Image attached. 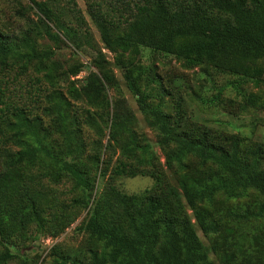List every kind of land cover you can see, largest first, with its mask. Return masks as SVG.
Listing matches in <instances>:
<instances>
[{
	"label": "rangeland",
	"instance_id": "1",
	"mask_svg": "<svg viewBox=\"0 0 264 264\" xmlns=\"http://www.w3.org/2000/svg\"><path fill=\"white\" fill-rule=\"evenodd\" d=\"M132 1L74 0L82 20L79 26L74 21L70 25L80 28L87 37L79 52L61 35L60 42L30 32L29 28L38 21L30 0H0V32L19 37L27 32L29 38L25 47L20 46L21 51L26 53L33 48L38 54L49 53L48 58L41 60L42 65L34 58L24 70L19 67L23 60L0 68V131L3 122L12 118V109H21L28 117H40L45 126L51 124L44 109L48 105L46 98L53 91L63 94L78 122L70 146L63 133L53 131L46 141L49 152L16 166L20 179H14L3 190L1 214L10 236L7 243L0 240V253L7 248L13 256L4 264H70L72 261L87 264L91 252H100L102 243L80 227L89 207L97 202L104 209L110 187L122 195H141L155 190L159 183L174 184L180 174L195 171L202 175L198 171H205L195 157L185 160L183 171L176 165L172 168L166 165V149L158 146L157 132L146 125L136 96L125 83V69L119 68L116 55L104 48L86 12L89 5L96 3L121 8ZM60 4L66 6L67 2L63 0ZM98 60L105 62L119 88V92L108 89L107 110L89 106L70 95L72 89L78 90L84 84L89 73L97 71L93 61ZM129 60L134 62L133 74L137 69L142 73L138 82L141 91L150 97L148 103L159 105L164 114L179 123L180 130L192 135L205 131L210 141L216 143L233 137L245 155L254 148L264 150V84L256 87L248 79L207 67L188 69L174 57L146 48ZM49 65L57 69L54 72L57 79L53 82L43 77ZM257 65L264 70V62ZM75 66L82 67V71L71 77L69 72ZM249 95L256 98L254 106L245 102ZM116 98L134 115L137 144L150 147L146 154L134 149L124 139L126 135L114 136L115 140L110 137L112 101ZM9 147L18 150L13 145ZM67 162L90 181V197L64 172L63 165ZM261 202L262 197L256 191L247 189L231 198L217 194L205 203L215 230L203 234L194 224L193 228L212 264H221L224 255L232 256V264H264V214L258 216Z\"/></svg>",
	"mask_w": 264,
	"mask_h": 264
},
{
	"label": "trees",
	"instance_id": "2",
	"mask_svg": "<svg viewBox=\"0 0 264 264\" xmlns=\"http://www.w3.org/2000/svg\"><path fill=\"white\" fill-rule=\"evenodd\" d=\"M61 1L30 0L38 21L29 30L35 36L60 42L61 35L80 52L87 37L70 23L74 21L79 26L81 15L74 0H66V6ZM86 12L104 48L115 54L117 66L125 69V83L136 96L146 125L157 132L158 146L166 149V165L169 168L176 165L183 171L185 160L195 157L205 170L198 171L202 175L195 171L180 174L174 184L159 183L155 190L141 195H122L110 187L107 205L101 209L96 202L89 207L80 227L102 243L100 252H91L87 264H212L193 224L203 234L214 231L205 203L217 194L231 198L247 189L262 197L258 216L264 214V150L254 148L245 155L233 137L216 143L210 141L205 131L192 135L180 130L179 123L164 114L159 105L148 103V93L139 87L142 73L137 69L133 74L134 62L129 57L139 55L141 48H146L174 57L185 68L207 67L248 79L259 87L264 84V70L257 65L264 62V0H133L121 8L96 3L89 5ZM28 38L27 32H22L21 37L0 32V68L23 60L19 67L24 70L34 58L42 65L41 60L48 58L49 53L38 54L33 48L26 53L21 51L20 46L25 47ZM93 66L97 71L89 73L84 84L78 90L72 89L70 95L89 106L107 110L110 106L107 91L119 92L118 84L103 60L93 61ZM55 71L56 66L49 65L43 77L53 82L57 79ZM81 71L82 67L75 66L69 75L76 77ZM46 101L44 112L51 121L47 126L40 117H28L21 109H12V118L3 122L0 200L5 187L20 179L16 166L49 152L46 141L53 131L63 133L68 146L72 142L71 134L78 122L69 102L57 91L49 94ZM245 102L254 106L256 98L249 95ZM112 106V140L114 136L126 135L124 139L134 149L146 154L150 147L137 144L134 115L119 98L112 101ZM10 145L18 150L13 151ZM63 169L75 186L86 191L88 197L92 195V185L82 171L69 162L64 163ZM106 215L114 218L108 219ZM9 236L0 206V240L7 243ZM12 258L5 248L0 253V264ZM221 264H232V256L224 255Z\"/></svg>",
	"mask_w": 264,
	"mask_h": 264
}]
</instances>
